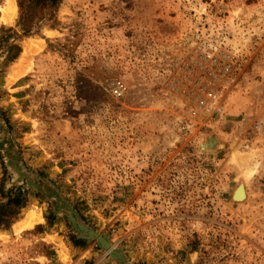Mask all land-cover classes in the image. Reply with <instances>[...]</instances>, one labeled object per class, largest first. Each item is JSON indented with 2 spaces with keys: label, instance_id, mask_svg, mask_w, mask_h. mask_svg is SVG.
Returning <instances> with one entry per match:
<instances>
[{
  "label": "rangeland",
  "instance_id": "1",
  "mask_svg": "<svg viewBox=\"0 0 264 264\" xmlns=\"http://www.w3.org/2000/svg\"><path fill=\"white\" fill-rule=\"evenodd\" d=\"M55 18L0 55V182L27 196L0 264H264V0H61ZM203 34L248 55L224 109L192 116Z\"/></svg>",
  "mask_w": 264,
  "mask_h": 264
},
{
  "label": "trees",
  "instance_id": "2",
  "mask_svg": "<svg viewBox=\"0 0 264 264\" xmlns=\"http://www.w3.org/2000/svg\"><path fill=\"white\" fill-rule=\"evenodd\" d=\"M61 0H17L19 15L14 27L0 28L1 64L8 66L21 52L24 37L39 35L43 26L56 21L55 14ZM4 174L6 170L4 166ZM5 184L0 182V229H7L20 218L26 207L27 196L22 186H14L5 194ZM50 219V218H49Z\"/></svg>",
  "mask_w": 264,
  "mask_h": 264
},
{
  "label": "built area",
  "instance_id": "3",
  "mask_svg": "<svg viewBox=\"0 0 264 264\" xmlns=\"http://www.w3.org/2000/svg\"><path fill=\"white\" fill-rule=\"evenodd\" d=\"M204 38L199 41L197 50L206 63L209 70L210 80L208 87L204 89L201 97L196 98L195 107L191 110L192 116L199 114L211 116L224 109L223 93L231 86H235L237 70L247 62V47L243 44L247 39H242V44L232 46L226 41L230 34H218L211 36L203 34ZM206 84V85H207Z\"/></svg>",
  "mask_w": 264,
  "mask_h": 264
},
{
  "label": "bare ground",
  "instance_id": "4",
  "mask_svg": "<svg viewBox=\"0 0 264 264\" xmlns=\"http://www.w3.org/2000/svg\"><path fill=\"white\" fill-rule=\"evenodd\" d=\"M5 10H6L5 11V14L0 19H2L4 22H7V23L8 22H11L14 19V6H13V4L12 3H8V6L6 7ZM214 138H211L209 140L208 144H210V145H216L217 144V141H220L219 139L216 140ZM221 144H222V142H221ZM203 147H205V146H203ZM214 149H216V148H214ZM238 192H239V194H238ZM243 194H244L243 188H241V187L238 188L237 195L239 196V198H242L243 197ZM38 219H39V216L36 215L35 213H28L26 215V218L23 219V220H21L16 225V227L19 228V229L20 228H28V227H30L32 225V223L34 221H37Z\"/></svg>",
  "mask_w": 264,
  "mask_h": 264
},
{
  "label": "water",
  "instance_id": "5",
  "mask_svg": "<svg viewBox=\"0 0 264 264\" xmlns=\"http://www.w3.org/2000/svg\"><path fill=\"white\" fill-rule=\"evenodd\" d=\"M211 139V138H210ZM237 189V188H236ZM236 192V191H235ZM235 192H234V194H233V196L235 197ZM100 241H101V243H102V245L104 246V247H107V245H106V243H105V241L101 238V237H97Z\"/></svg>",
  "mask_w": 264,
  "mask_h": 264
}]
</instances>
